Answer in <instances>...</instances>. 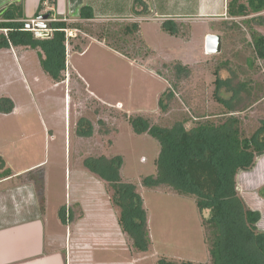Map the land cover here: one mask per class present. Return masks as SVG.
I'll return each mask as SVG.
<instances>
[{"label": "rangeland", "instance_id": "obj_1", "mask_svg": "<svg viewBox=\"0 0 264 264\" xmlns=\"http://www.w3.org/2000/svg\"><path fill=\"white\" fill-rule=\"evenodd\" d=\"M44 8L39 18L26 21L33 23L26 29L34 31L37 22L54 20L43 17ZM80 10L81 6L78 14ZM66 21L79 22L81 27L66 30L70 39L65 44L64 75L70 69L63 81L55 82L43 71L40 49L12 46L23 53L19 60L0 50V98H9L17 107L0 112L4 162L0 161V184L5 182L0 196L14 192L23 205L37 198L48 229L56 230L62 242L66 231L75 230L70 218L82 210L86 218L72 264H157L162 257L179 264H206L202 219L208 217V210L200 212L194 197L180 195L167 185L154 189L142 185V178L156 171L159 144L147 133H134L129 118L142 116L163 127L184 121L187 128L222 121L226 109L213 95L217 71L223 79L218 96L235 107L243 133L251 134L264 118V63L255 55L250 32L264 34V10L213 22L191 18L188 26H178L177 35L166 33L154 20L140 24L136 19ZM131 22H138V31L123 33V26ZM212 31L222 37L221 50L207 54L204 41ZM177 62L187 70L175 73ZM240 82L247 84L248 92L239 89ZM164 91V108H160L158 99ZM88 129L89 135H79L78 131ZM118 154L122 179L137 186L147 212L146 251L133 248L130 240L125 242L109 199L111 189L84 164L86 158ZM33 164L37 165L28 168ZM6 168L28 169L1 181ZM60 209L67 222L60 218ZM55 222L58 225L51 228ZM87 236H109L111 242L89 253L81 248Z\"/></svg>", "mask_w": 264, "mask_h": 264}, {"label": "trees", "instance_id": "obj_2", "mask_svg": "<svg viewBox=\"0 0 264 264\" xmlns=\"http://www.w3.org/2000/svg\"><path fill=\"white\" fill-rule=\"evenodd\" d=\"M45 1L51 7L56 4V0H39L32 15L34 19L40 17ZM263 10L264 0H229L227 3L229 17L258 14ZM45 13L47 18H52L53 10L48 9ZM79 18H94L88 5L81 7ZM50 23V36H36L34 31L26 29L27 22L23 19L21 5L8 3L6 8L0 10V49L10 46L40 49L37 53L41 68L53 81L60 82L65 76V44L70 39L66 30L80 29L81 24L62 18L51 20ZM161 28L171 35L179 33L177 23L170 19L163 20ZM138 29V22H131L123 26L122 32L130 34ZM250 36L256 57L264 63V34L251 30ZM184 70L187 67L177 62L175 73ZM214 73L217 74L213 95L226 109L222 114L226 117L222 121L198 122L187 128L184 121L163 127L150 124L142 116L129 118L134 133H147L159 144V152L154 161L156 171L144 176L141 183L153 189L161 184L167 185L180 195L194 197L200 212L208 210V217L202 219L206 229V264H264V231L258 230L256 226L259 212L245 204L235 179L240 170L250 169L256 158L264 152V118L251 134L245 135L240 126L241 121L235 114V107L218 96L223 79L219 80L217 71ZM238 87L248 92L246 83L240 82ZM165 93L158 99L160 108H164L162 95ZM13 108L9 98H0V112L8 113ZM90 131L81 130L78 133L86 136ZM0 161L4 163L1 158ZM84 164L111 189L109 199L113 208H117V223L133 248L146 251L150 243L147 212L137 186L121 177V155L86 158ZM10 173V169L6 168L1 172V178ZM63 212L59 210V216L64 221ZM157 264L179 263L162 257ZM184 264L193 263L185 261Z\"/></svg>", "mask_w": 264, "mask_h": 264}, {"label": "crops", "instance_id": "obj_3", "mask_svg": "<svg viewBox=\"0 0 264 264\" xmlns=\"http://www.w3.org/2000/svg\"><path fill=\"white\" fill-rule=\"evenodd\" d=\"M115 1L56 0L54 7L46 6L47 1L43 6H45V11L53 10L51 15L53 19L62 18L64 20L79 19L80 14L77 10L79 6L84 5L91 8L93 19H124L125 21L136 19L139 24L143 20H154L161 24L163 20L170 19L182 27L188 26L191 18L207 19L210 22L228 18L227 3L229 0H120L119 3ZM11 2L21 5L23 19L27 21L33 17L39 0H0V9ZM0 50L12 54L15 60H19L20 55L23 54H19L18 49L15 50L12 46ZM69 69L66 70L65 75L69 73ZM16 108V106L13 108L14 111ZM36 165L33 164L28 168ZM28 168L19 171L10 170V175L1 181L27 173L25 170ZM4 183L0 184V188L5 186ZM236 187L245 204L250 209L259 212L260 217L256 226L258 230L264 231V152L256 158L250 169L240 170L237 173ZM3 194L5 197L0 196V264H72L73 257L80 249V233L86 214L80 210V213L70 218L75 230L66 231L62 242V237L56 233V230L53 232L48 229L43 205L42 210L39 209L37 198L32 201L26 200L28 203L23 205L14 192L8 191ZM114 214L117 222L115 209ZM67 221L66 216L64 222ZM57 222L61 224L60 220ZM258 223H262L263 228H260ZM57 225L55 222L51 228H56ZM117 226L121 232L118 223ZM121 235L127 243V236L123 232ZM106 238L109 236L103 239L87 236L86 245H81V248L87 249L90 253L94 247H105L110 244L111 241ZM91 263L94 264L93 261Z\"/></svg>", "mask_w": 264, "mask_h": 264}, {"label": "water", "instance_id": "obj_4", "mask_svg": "<svg viewBox=\"0 0 264 264\" xmlns=\"http://www.w3.org/2000/svg\"><path fill=\"white\" fill-rule=\"evenodd\" d=\"M45 18H47V15L43 16ZM27 27L31 28L32 24H27ZM34 31L35 34L39 35V36H50L51 35V23L50 22H37L34 26ZM221 37L218 34H208L205 37V41H204V48H205V53L207 54H216L218 52H220L221 50Z\"/></svg>", "mask_w": 264, "mask_h": 264}, {"label": "built area", "instance_id": "obj_5", "mask_svg": "<svg viewBox=\"0 0 264 264\" xmlns=\"http://www.w3.org/2000/svg\"><path fill=\"white\" fill-rule=\"evenodd\" d=\"M32 21L31 22H33L34 21V18L33 19H31ZM50 20H52V19H50ZM33 24V23H32ZM33 30H34V28H32ZM5 31V30H4Z\"/></svg>", "mask_w": 264, "mask_h": 264}]
</instances>
